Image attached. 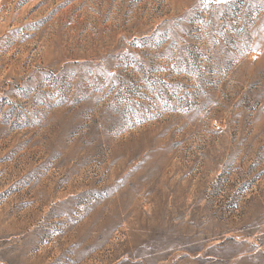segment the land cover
<instances>
[{"label": "rangeland", "instance_id": "rangeland-1", "mask_svg": "<svg viewBox=\"0 0 264 264\" xmlns=\"http://www.w3.org/2000/svg\"><path fill=\"white\" fill-rule=\"evenodd\" d=\"M0 264H264V0H0Z\"/></svg>", "mask_w": 264, "mask_h": 264}]
</instances>
